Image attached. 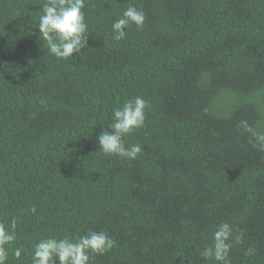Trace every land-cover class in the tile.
<instances>
[{"label": "trees", "instance_id": "1", "mask_svg": "<svg viewBox=\"0 0 264 264\" xmlns=\"http://www.w3.org/2000/svg\"><path fill=\"white\" fill-rule=\"evenodd\" d=\"M44 2L0 0L7 264H32L43 238L89 231L116 244L89 264H218L200 251L221 223L231 264H264V152L239 127L264 131V0H85L88 46L67 59L39 37ZM129 5L144 26L116 41ZM136 96L145 126L124 142L142 153L104 154L98 135Z\"/></svg>", "mask_w": 264, "mask_h": 264}, {"label": "clouds", "instance_id": "2", "mask_svg": "<svg viewBox=\"0 0 264 264\" xmlns=\"http://www.w3.org/2000/svg\"><path fill=\"white\" fill-rule=\"evenodd\" d=\"M85 6V0H45L43 3L37 28L39 37L43 38L54 57L67 59L88 46ZM144 23V12L129 5L122 16L112 23L113 39H125L126 29L130 25L142 29ZM147 108L148 102L142 96L126 100L122 106L113 108L109 130L104 129L97 137L99 150L107 155L135 160L142 153V148L139 144L126 146L124 138L145 126ZM239 127L251 136L252 147L264 152V131L252 127L247 121H241ZM30 211L35 214L36 208L33 206ZM16 222L13 219L12 225L15 226ZM15 239V233L0 223V264H7L9 247ZM232 239L230 225L221 223L213 234L212 245L204 247L200 256L204 260L214 259L218 264H231ZM234 239L239 243V236ZM115 246V241L104 231H89L76 240L69 237L43 238L35 245L32 264H89L90 253L103 255ZM14 256L17 259L21 257L20 248L14 250Z\"/></svg>", "mask_w": 264, "mask_h": 264}]
</instances>
